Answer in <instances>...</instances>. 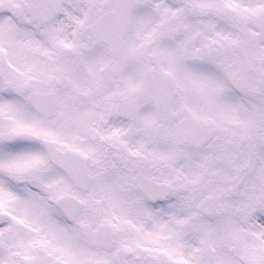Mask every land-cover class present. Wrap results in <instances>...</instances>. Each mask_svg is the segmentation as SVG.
Instances as JSON below:
<instances>
[{"label": "snow or ice", "instance_id": "1", "mask_svg": "<svg viewBox=\"0 0 264 264\" xmlns=\"http://www.w3.org/2000/svg\"><path fill=\"white\" fill-rule=\"evenodd\" d=\"M0 264H264V0H0Z\"/></svg>", "mask_w": 264, "mask_h": 264}]
</instances>
